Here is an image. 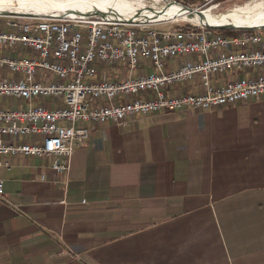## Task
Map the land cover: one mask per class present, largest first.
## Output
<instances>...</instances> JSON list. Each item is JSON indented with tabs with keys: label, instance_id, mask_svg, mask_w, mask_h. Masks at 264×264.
<instances>
[{
	"label": "crops",
	"instance_id": "crops-1",
	"mask_svg": "<svg viewBox=\"0 0 264 264\" xmlns=\"http://www.w3.org/2000/svg\"><path fill=\"white\" fill-rule=\"evenodd\" d=\"M180 59L164 60V70ZM89 65L95 81L154 71L143 56L133 71L125 62ZM260 70L233 68L212 83ZM39 79L62 80L45 71ZM200 89L196 76L166 94ZM30 105L56 109L63 97L0 101ZM86 126L88 142L66 172L51 168L54 156H9L0 167V264H264V94Z\"/></svg>",
	"mask_w": 264,
	"mask_h": 264
},
{
	"label": "built area",
	"instance_id": "built-area-1",
	"mask_svg": "<svg viewBox=\"0 0 264 264\" xmlns=\"http://www.w3.org/2000/svg\"><path fill=\"white\" fill-rule=\"evenodd\" d=\"M0 21L5 27L0 29V96L18 101L63 97V106L56 109L0 106V167H9V156H54L61 160L54 159L51 168L63 173L74 149L88 142L87 122L124 124L128 115L208 109L264 94V39L257 31L223 35L203 25L158 28L155 24L162 22L128 23L96 15L0 12ZM20 48L29 54L13 55ZM140 56L151 61L154 71L95 81L98 72L89 65L94 60L106 65L125 62L133 71ZM177 57L180 61L165 71L164 60ZM233 68L261 70L221 85L212 83V76ZM41 71L62 80L42 81ZM196 76L199 92L166 94L169 85ZM146 91L151 93L144 98L140 94ZM116 97L122 102L116 103ZM27 136L32 139H22Z\"/></svg>",
	"mask_w": 264,
	"mask_h": 264
},
{
	"label": "bare ground",
	"instance_id": "bare-ground-1",
	"mask_svg": "<svg viewBox=\"0 0 264 264\" xmlns=\"http://www.w3.org/2000/svg\"><path fill=\"white\" fill-rule=\"evenodd\" d=\"M152 1L158 2L159 0ZM60 4H62V7ZM132 4L139 6L145 4V0H1L0 12L10 11L12 13L44 17H50L51 15L54 17L62 15L75 17L90 14L91 10L98 8L107 12L110 16L125 17L134 8ZM179 5L181 4L172 3L171 6L162 7L158 15L162 17L176 16L186 20L200 21L196 14L191 16L187 10ZM212 8L213 6L202 9L205 23L212 25L229 23L239 26H252L264 23V5L261 4V1L251 4L247 3L238 9L235 8L237 9L235 11L233 9L220 14L213 13ZM148 13L146 18L152 16V14Z\"/></svg>",
	"mask_w": 264,
	"mask_h": 264
},
{
	"label": "water",
	"instance_id": "water-1",
	"mask_svg": "<svg viewBox=\"0 0 264 264\" xmlns=\"http://www.w3.org/2000/svg\"><path fill=\"white\" fill-rule=\"evenodd\" d=\"M151 1H145V4H142L139 6H136V4H134V5L132 4V6L134 8L131 10L130 14L128 16H125V17L110 16L107 12L102 11L98 8L91 10L90 14H87V15H96V16H99V17H102V18H105V19H108L111 21L128 22V23L165 22V21H170V20L176 19V16L175 17L174 16L162 17V16L158 15L160 13L159 11L162 10V7L164 8V7L171 6L172 3H177L176 1H163V3H158V2H154V1L151 2ZM45 3H47V2H45ZM60 6L62 7V4H60ZM179 6H181L183 9L187 10L188 14H190L191 16L193 14H196L199 17L201 22L189 20L190 21L189 25L191 27H197L199 25H203V26L213 27L215 29H263L264 28V23L259 24V25H252V26H239V25H233V24H229V23L228 24L212 25V24L204 22V16L202 14V9H195V8H191V7H188L186 5H182V4ZM159 7H160V9H159ZM2 12L8 13L10 11H2ZM148 12L150 14H152V16L146 18Z\"/></svg>",
	"mask_w": 264,
	"mask_h": 264
},
{
	"label": "rangeland",
	"instance_id": "rangeland-1",
	"mask_svg": "<svg viewBox=\"0 0 264 264\" xmlns=\"http://www.w3.org/2000/svg\"><path fill=\"white\" fill-rule=\"evenodd\" d=\"M145 1H151V0H145ZM163 1H176L177 3H180L182 5H186L191 8L195 9H205L210 6H213L212 12L215 14H220L225 11H230V10H237L239 7H242L243 5L249 3H254V2H259L261 1V4L264 5V0H159L158 3H163ZM237 8V9H235ZM13 15V14H10ZM7 16L3 17L6 18ZM189 20L183 19L181 17H176L175 20H170V21H165L160 24H155L156 27L158 28H163L166 26H175V27H184L186 24H190ZM259 30L260 35L264 37V28L263 29H256ZM4 100L6 102L14 103L15 100L12 99V97L8 96H0V101Z\"/></svg>",
	"mask_w": 264,
	"mask_h": 264
},
{
	"label": "trees",
	"instance_id": "trees-1",
	"mask_svg": "<svg viewBox=\"0 0 264 264\" xmlns=\"http://www.w3.org/2000/svg\"><path fill=\"white\" fill-rule=\"evenodd\" d=\"M184 27H190V25L186 24V26ZM214 30L223 35H240L245 32L256 31L255 29H214Z\"/></svg>",
	"mask_w": 264,
	"mask_h": 264
}]
</instances>
